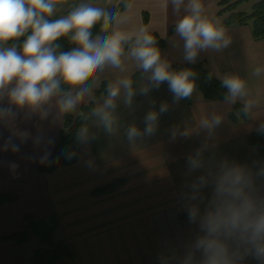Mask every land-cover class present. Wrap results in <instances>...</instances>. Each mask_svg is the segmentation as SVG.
Listing matches in <instances>:
<instances>
[{
    "label": "crops",
    "instance_id": "crops-1",
    "mask_svg": "<svg viewBox=\"0 0 264 264\" xmlns=\"http://www.w3.org/2000/svg\"><path fill=\"white\" fill-rule=\"evenodd\" d=\"M123 1L126 6L116 13L107 35L114 30L136 33L146 28L167 39L166 47L160 49L162 58H167L172 66L187 63L183 60V42L175 32L171 33L184 14V6L176 13L170 0H118L116 5ZM220 1L203 0V3L206 14L223 23L225 16L218 15L222 8ZM109 2L65 0L57 4L53 15L47 19L66 16L83 3L106 11ZM252 6L253 2L243 3L237 11L249 13ZM225 28L232 38L231 45L219 53H201L196 63L203 62L216 78L231 73L247 81L250 96L258 100L249 119L234 123L230 113L235 105H227L223 100H206L197 89L190 105L186 100L173 104L165 83L147 96L136 95L131 107L124 105L121 95L116 110L121 123L118 135H107L98 119L90 114L85 124L95 139L79 146L78 160L72 165L60 166L50 173L36 172L42 166L38 160L45 145L35 147L31 139L21 145L19 153H0V161H3L0 194L12 193L16 197L14 202L0 205V264H32L34 252L41 247L38 238L31 236L23 244L4 239L22 229L27 215L39 220L56 217L53 239L67 245L73 255L55 264H178L186 246L199 234L198 225L188 221L182 196L188 191L187 183L200 173L186 175L185 158L201 146L207 133L172 141L171 127L192 126L200 114L222 113L223 121L208 140L210 148L205 158L216 161L227 158L249 166L254 161H264L249 143L250 134L264 122V40L253 38L251 25ZM102 35L106 34L99 32L92 38ZM130 49L129 43L122 57L123 70L108 65L98 73L91 96H86L77 106L76 115L84 104L93 101L96 107L103 103L106 94L95 97V91L104 81L108 84L125 76L131 78L140 71L129 55ZM256 67L261 68L259 75H253ZM146 83L143 78L141 85ZM153 100L157 109L160 103L167 102L169 111L161 115L154 136L129 144L124 136L125 128L135 123L143 129V117L151 109ZM63 125L64 116L54 123L51 118L40 121L34 117L30 121L18 119L11 127H0V132L5 137L19 131L51 137L54 144L47 147L52 156ZM31 157H35V161ZM88 160L93 161L91 166L86 163ZM9 161L19 164L15 172L9 169ZM114 182H119L115 188L99 191ZM257 189L264 195V178L257 180ZM204 192L208 196L211 189ZM242 264H258V261L247 256Z\"/></svg>",
    "mask_w": 264,
    "mask_h": 264
},
{
    "label": "clouds",
    "instance_id": "clouds-1",
    "mask_svg": "<svg viewBox=\"0 0 264 264\" xmlns=\"http://www.w3.org/2000/svg\"><path fill=\"white\" fill-rule=\"evenodd\" d=\"M58 3L59 0H0V127H11L18 119L30 121L34 117L40 121L51 118L54 123L59 117L75 114L77 106L92 94L89 80L98 79V73L108 65L123 70L127 43L131 44L129 55L147 83L137 90L133 79L125 76L107 84L103 103L91 110L107 135L119 134L121 123L116 110L122 94L124 105L131 107L136 95L147 96L165 83L173 104L190 99L196 92L197 73L191 68L174 70L171 62L162 58L156 37L146 28L136 33L114 30L93 39L91 30L97 23L102 21L101 30L107 32L116 17L102 7L83 3L66 16L47 19ZM170 3L176 13L184 6V14L175 24V34L183 42L185 62L195 64L201 53H219L231 45L232 38L222 23L206 14L203 0H187L186 5L185 0ZM21 37L26 38L19 50L15 44L4 46ZM61 37H69L75 47L58 52L60 45L55 42ZM260 72L261 68L256 67L253 75ZM218 78L226 89L223 103L240 102V111L250 116L258 100L250 96L247 81L231 73ZM61 84L68 89H62ZM151 104L143 117V129L135 123L125 128L129 144L154 136L161 115L170 108L167 102L160 103L158 109L154 100ZM222 121L223 114L213 112L198 115L192 126L173 125L170 129L172 141L207 133L201 146L185 158L186 175L200 173L187 183L188 191L182 196L188 221L198 225L199 234L186 246L178 264H242L247 256L264 264V195L257 189V180L264 178V161H254L249 166L227 158L206 159L208 140ZM255 130L264 134V122ZM29 139L35 147L45 145L38 163L51 165L59 161V157L51 158L48 150L47 146L54 144L51 137L42 133L32 136L28 131L13 132L7 137L0 132V153H19ZM94 139L87 124L75 132L78 145H88ZM62 154L68 160L77 155L75 150ZM30 159L35 161V157ZM86 163L91 166L93 161ZM8 167L15 172L19 164L9 161ZM208 188L211 194L206 196L204 190Z\"/></svg>",
    "mask_w": 264,
    "mask_h": 264
},
{
    "label": "trees",
    "instance_id": "trees-1",
    "mask_svg": "<svg viewBox=\"0 0 264 264\" xmlns=\"http://www.w3.org/2000/svg\"><path fill=\"white\" fill-rule=\"evenodd\" d=\"M65 0H59V3L64 2ZM118 0H110L106 11L115 16L116 13L120 10H123L126 6V1H123L116 5ZM253 2V6L249 13L237 11V8L243 3ZM219 5L222 7L218 11V15L225 16L222 25L224 27H233V26H244L251 25L252 36L255 40H264V0H221ZM102 21L97 23L92 31V36L101 32L107 35V32L101 30ZM175 32V27L171 29V33ZM157 39V46L162 49L166 47L167 39L162 38L157 33H151ZM27 35V34H26ZM26 37H21L16 41H9L5 47L12 46L15 44L19 49V46L22 44L23 40ZM60 45L57 51H69L71 48L75 47L70 42L69 37H61L58 41L55 42ZM129 43L124 45V48H128ZM174 70H180L183 68H191L197 73V90H199L203 97L206 100H223V97L226 93V89L221 86V81L212 75V73L207 69L203 62L188 64V63H177L172 66ZM211 74V78H209ZM131 79H133V87L137 90L139 89L141 82L143 80L141 70L135 72ZM89 86L92 87L93 80H89ZM107 82L104 81L99 90L95 91V97H98L100 94H106ZM62 89L67 90L68 86L61 84ZM193 96L190 99H186L188 105L192 103ZM95 107L94 102L92 101L89 104L82 105L79 114H70L64 116V125L60 134V138L56 149L51 156V158L59 157L57 163L51 165H42L36 169V172L41 173H50L57 169L60 166L72 165L78 160V149L79 146L75 140L76 130L85 124V118H88L91 114V110ZM242 105L236 103L232 112L230 113V119L237 123L239 120H248L250 116H245L241 111ZM249 143L253 146L260 157L264 159V134H261L257 131L253 132L249 136ZM67 150H75L77 155L75 158L68 160L63 156V152ZM119 182H114L106 187H103L99 191L104 192L111 190L118 185ZM98 191V192H99ZM16 199L15 195L12 193L0 194V205L6 203H12ZM57 227V219L55 216H51L49 219H35L33 216L27 215L24 218V224L22 229L4 239L11 240L17 244H23L27 242L31 236H35L40 241L41 247L37 249L32 256V264H55L66 257H71L73 255L71 249L62 243H57L53 239L54 231ZM160 264V263H155Z\"/></svg>",
    "mask_w": 264,
    "mask_h": 264
}]
</instances>
